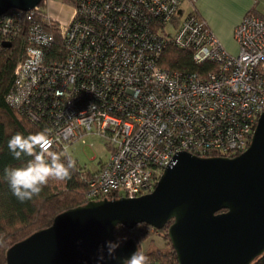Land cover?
Segmentation results:
<instances>
[{"label":"built area","instance_id":"1","mask_svg":"<svg viewBox=\"0 0 264 264\" xmlns=\"http://www.w3.org/2000/svg\"><path fill=\"white\" fill-rule=\"evenodd\" d=\"M184 1L77 0L66 24L50 12L52 0L0 15V50L19 37L24 47L11 99L44 125L52 148L68 152L100 137L111 149L83 175L89 199L152 191L180 152L233 157L251 144L264 112V17L245 15L233 54L197 13V0L187 13ZM53 21L63 35L62 58L50 54ZM171 45L216 68L202 75L164 67Z\"/></svg>","mask_w":264,"mask_h":264},{"label":"water","instance_id":"2","mask_svg":"<svg viewBox=\"0 0 264 264\" xmlns=\"http://www.w3.org/2000/svg\"><path fill=\"white\" fill-rule=\"evenodd\" d=\"M41 1L0 0V15L13 8L29 10ZM171 219L168 234L180 264H251L264 253V112L242 153L203 157L180 152L152 191L91 199L59 213L50 226L13 244L7 264H122L140 250L132 237L116 250V259L106 249L105 259H97L106 241L118 240V224L163 228Z\"/></svg>","mask_w":264,"mask_h":264},{"label":"trees","instance_id":"3","mask_svg":"<svg viewBox=\"0 0 264 264\" xmlns=\"http://www.w3.org/2000/svg\"><path fill=\"white\" fill-rule=\"evenodd\" d=\"M62 1L73 5L77 0ZM250 12L258 13L257 8H253ZM47 27L55 36V41L50 47V54L62 58L64 45L60 23L53 21ZM23 52L24 47L21 45L20 37L17 40L14 39L12 46L0 50V264H7V251L13 244L39 229L50 226L59 213L88 202L90 200L89 186L83 179V175L93 174L69 152L52 148V151L62 157L66 153L76 160L71 179L67 181L50 180L39 196L23 203L13 195L5 179L4 169L21 167L32 158L25 156L21 160L14 159L7 147L8 141L17 132L27 136L44 130V125L33 123L11 99L12 92L16 88L15 68ZM160 63L170 69L198 70L202 75H207L208 71L216 68V64L212 62L196 64L192 57V50L174 45L168 46ZM115 196L117 194H111L110 198ZM220 211H227V209ZM172 222L173 219L168 221L163 228H157L146 222L139 223L132 228L118 224L115 228V235L117 239L126 238L123 239L121 245L127 239L134 238L140 246V251L149 257V264H180L168 234ZM155 233L168 240L170 246L168 249H143V242ZM251 264H264V253Z\"/></svg>","mask_w":264,"mask_h":264},{"label":"clouds","instance_id":"4","mask_svg":"<svg viewBox=\"0 0 264 264\" xmlns=\"http://www.w3.org/2000/svg\"><path fill=\"white\" fill-rule=\"evenodd\" d=\"M53 143L47 129L27 136L17 132L9 139L7 147L14 159L21 160L25 156L32 158L21 167L4 169L5 179L13 195L21 203L39 196L50 180L67 181L71 179L76 160L66 153L62 157L52 151ZM123 239L126 238H120L115 242L106 241L98 249V261L105 259V249L108 257L116 259V250L121 246ZM122 264H149V257L137 249L129 257L123 259Z\"/></svg>","mask_w":264,"mask_h":264},{"label":"crops","instance_id":"5","mask_svg":"<svg viewBox=\"0 0 264 264\" xmlns=\"http://www.w3.org/2000/svg\"><path fill=\"white\" fill-rule=\"evenodd\" d=\"M259 1L261 0H197L193 7L207 21L226 50L237 54L240 47L234 36L235 28L253 8H257V15L264 17V13L258 8Z\"/></svg>","mask_w":264,"mask_h":264},{"label":"rangeland","instance_id":"6","mask_svg":"<svg viewBox=\"0 0 264 264\" xmlns=\"http://www.w3.org/2000/svg\"><path fill=\"white\" fill-rule=\"evenodd\" d=\"M191 5L192 3L190 0H185L182 4V8L187 13L191 10ZM258 8L264 13L263 0L259 1ZM49 10L54 17L66 24L72 16L74 8L71 4L63 2L62 0H52ZM91 142H93V146H91ZM68 152L77 158L80 164L94 171L102 162H105L109 158L111 149L106 145L104 139L100 137H91L88 139V143H83L82 141L73 143L69 147ZM169 247L168 240L157 233L143 242L144 250L156 248L168 249Z\"/></svg>","mask_w":264,"mask_h":264},{"label":"bare ground","instance_id":"7","mask_svg":"<svg viewBox=\"0 0 264 264\" xmlns=\"http://www.w3.org/2000/svg\"><path fill=\"white\" fill-rule=\"evenodd\" d=\"M123 196H125V195H123ZM105 197H108V196H105ZM115 197H117V196H115ZM118 197H121V196H118ZM104 198V197H103ZM109 198H110V196H109ZM101 199V198H100ZM91 200V199H90Z\"/></svg>","mask_w":264,"mask_h":264}]
</instances>
